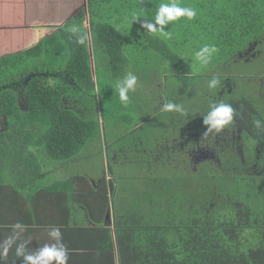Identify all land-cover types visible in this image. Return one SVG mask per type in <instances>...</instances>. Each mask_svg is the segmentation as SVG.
<instances>
[{
	"label": "trees",
	"instance_id": "16d2710c",
	"mask_svg": "<svg viewBox=\"0 0 264 264\" xmlns=\"http://www.w3.org/2000/svg\"><path fill=\"white\" fill-rule=\"evenodd\" d=\"M113 1L86 0L85 6L62 26L49 28L51 34L40 32L36 44L0 58V120L11 119L6 122L2 134L11 131L16 143V147L8 149L4 139L0 138V189L3 186L19 188L21 183L32 182L28 187L41 191L39 185L47 180L48 172L40 169L27 174L28 170H24L30 167L25 164H29L30 151L27 155L18 152L10 156L13 150H25L29 145L44 146L42 156L59 165L84 147L101 141L106 150L108 140L112 150L109 156L110 146L107 148L109 158L112 156L121 162V157L126 160L127 155L126 163L137 162L145 172L152 168L149 174L140 178L147 180V190H144L151 193L147 206L131 204L133 199L118 205L121 206L120 214L117 211L119 250L123 258L129 255L131 264H264L263 93L258 102L255 100L258 107L247 98L229 100L236 110L229 128L238 126L242 136L245 134L248 138L238 141L228 137L226 130L218 134L211 132L202 140V144L213 152L210 161L196 165L188 163L187 151L183 152L181 160L176 158L178 150L168 151V145L163 146L161 142H156L154 153H147L145 148L150 146V137L143 130L148 131L158 112L151 111L152 115H149L147 110L151 103L148 102L142 103L137 111L145 117L130 116L129 112L136 113L130 107L132 101L124 106L113 82L131 71L133 66L138 68L137 75L165 74L164 62L170 74L189 75L190 63L184 57L192 58L194 50L204 44L208 28L197 27L199 17L192 21L182 18L165 26V31L172 28L170 40L147 34L143 28L136 37L128 30L116 27L111 21L113 18L106 16L104 7L112 5L110 8L114 12H120L129 6L127 17L144 12L147 16L154 13L161 0ZM220 1L232 4L228 6L229 11L236 15L233 21L226 18V37L212 40L220 56L224 55L227 60L242 53L249 42L244 36L249 27H252L250 32L257 45L258 41H264V17L260 25H255L264 8V0ZM218 2L180 0L183 5L195 7L200 14ZM73 23L82 25L87 33L88 40L83 46L77 45L66 30ZM232 34L237 37L233 38ZM4 38L11 40L8 36ZM42 61L44 64L40 68ZM215 62L212 61L211 67L216 66ZM11 65L20 66L17 75H13ZM33 67L36 69L32 70ZM22 68L27 69V75L21 72ZM49 80L56 86H48ZM224 88L225 92L217 96L218 99L233 90L230 86ZM109 95L111 107L108 109L103 103H108ZM257 120L262 122L259 128L255 124ZM200 123L199 128L205 129L204 123ZM137 132L142 136H137ZM168 153L175 154V160L166 157ZM153 154L155 159H151ZM4 161L19 164L20 170L6 168ZM109 174L111 181L101 177L99 184L108 182L114 186L111 165ZM70 183L89 184L91 181L86 177L72 178L67 181ZM144 190H139L134 199L142 197ZM124 261L126 257L121 264Z\"/></svg>",
	"mask_w": 264,
	"mask_h": 264
},
{
	"label": "rangeland",
	"instance_id": "374dc122",
	"mask_svg": "<svg viewBox=\"0 0 264 264\" xmlns=\"http://www.w3.org/2000/svg\"><path fill=\"white\" fill-rule=\"evenodd\" d=\"M83 1L84 0H82V3ZM114 2L115 0L113 1V3ZM61 3V8H47L46 6H42L37 10V13L48 15L51 12H54L55 14L57 13V11L58 13L64 12L65 2L62 0ZM231 5H229L228 2H222L219 0L218 3L209 8L206 12H204V14H197V17H199L197 27L205 26V28H208V32L204 35V43H212L213 39H223L226 37V18L230 17V21H233L234 17H236L235 14H232L230 13L231 11H229L228 6ZM110 6L112 7V5ZM110 6L104 7V11L105 13H107L106 16H110L113 18L111 20L112 23L116 24V27L118 26L122 30H128L135 34L136 37H138L137 32L141 29V23L143 22L144 18H138L136 22H133V24H131L128 21L131 20L132 16L127 17L130 14L129 6L125 7L120 12H114L110 8ZM110 13H112V15H109ZM259 16V20L255 22V25L261 24L260 21L264 17V8L260 11ZM104 18L107 19L106 17ZM249 28L250 30H245L244 35L247 39V42H249L243 48L242 53L238 52L236 55L229 57L230 59L228 58L227 60H225L224 55L220 56V54L217 53L213 58V61H216L215 63H217L214 67H211V65H209L206 69L197 70L191 62L192 58L190 56H185L184 59H187V61L189 60L191 73L189 75L178 73L170 74V69L168 68L167 63L164 62L163 65L165 66H163V70L165 71V74L158 71L160 73V79L161 76H166V86L163 84L160 91L161 96H153L154 98H152V96L149 95L151 92L158 90L157 88V90L152 88H155L157 87V85L161 84V81H158V79L152 80L150 78V74L144 75L143 78L141 76L139 77V85L137 87V90L134 93L130 94V103L128 104L130 105L132 101L130 107L132 106L133 109H135L136 113L134 112L135 114H133L132 112H129L130 116L145 117L144 115L137 114L139 106L142 103L150 102L151 106L153 107L155 101H157L158 105L161 97L164 98L165 103L169 101L182 103L189 111L188 117H183L176 113H165L163 111H159L151 121L152 126L149 127L148 131L143 130V132H145V134L150 137L148 139V142H150V146H146L145 148L147 153H154L156 142H161L163 146L168 145V147H166V150L168 151H181L180 153H175L176 158H181V160L184 158L182 155L183 152L187 151V154L190 157V160H187L188 163L193 162L196 165L204 163L206 161H210L212 159L210 153L212 154L213 152L210 151L209 148H206L205 144H202V142H200L210 133L206 135L207 129L205 128L201 130L199 128L202 126L200 121L203 122V116L206 115V113L209 111L210 105L221 100L229 103L230 99H238L241 97L252 100L255 106L258 107L259 104H257L255 100L258 102V97H261V92L263 93L261 100L262 98L264 99V41H258L257 45V41L253 39L255 37H253L252 33L250 32L252 27ZM198 29L200 31V28ZM255 31L259 32V30ZM231 36L233 38L237 37L236 34H232ZM54 44L55 43L53 42V45ZM237 44L238 43H236V45ZM244 51L246 52L245 54L243 53ZM134 53H136V51H134ZM243 54L246 56L244 57ZM43 64L44 61H42L40 68L43 66ZM21 66H23V64ZM19 69V65H11V70L14 73L13 75H17ZM35 69L36 68L34 67L32 68V70ZM147 70H149V68H147ZM26 71L27 69L22 68L21 72L25 73ZM131 71L137 73V66H133ZM152 72L153 70H150V73ZM25 75H27V73H25ZM214 75L220 77L222 83L221 86L217 89L210 90L207 87V82ZM47 85L50 87H55L56 83L52 80H49L47 82ZM224 86L226 88H229L230 86L233 90L230 94H227L218 99L217 96L225 92ZM110 97L111 96L109 95L108 98H106V101L108 100V103H103V105L105 107H108V109L111 107ZM208 98H210L211 100H207ZM152 99H154L155 101H152ZM157 105L155 104V107ZM130 107L128 109H130ZM147 112L150 113L149 115H152L150 108L147 110ZM259 114L261 116L262 112L259 111ZM10 120L5 118H2L0 120V124L1 126H3L2 130H0V138L1 140L4 139L6 148L8 149L16 147V143L14 142V139L11 135V131L7 134H2L4 131V127L6 126V122L8 123ZM154 127H158V129H155ZM189 132H194L192 142L186 141L189 136ZM141 134L142 133L137 132V136H140ZM226 134L233 135V131H226ZM245 136L246 135L244 134L241 139L248 138V136ZM234 138L240 141L239 135H234ZM199 145L201 146L199 147ZM43 147L44 146L35 147L34 145H29L25 150H13V152L10 153V156L18 152H22V154L27 155L28 151H30L32 156L28 157L29 164H25L29 165V168L31 169L28 168L24 170H28L27 174L34 173L35 171L40 169L45 173L48 172L45 176L48 178V176L50 175V180L46 182H49L51 185L60 184V181H69L72 178L84 177H86L90 181L95 180V183L98 184L101 177H104L107 181H111V176L109 174V166L111 165V168L114 171V186H116L115 191L117 192L115 210L120 214L121 206L118 205H120L124 200L127 203V201H129L130 199H133V201H131V204L140 203L144 206H147L149 195H151V193L144 190H147V180L140 178L146 174H149V170L152 168H149L148 172H145L141 165L137 162L135 163L130 160L129 163H126L127 155L126 160H124V157H121V162L112 159V156L109 158L106 155V151L109 147L108 155L110 156L112 151L110 149V141L108 142L107 140L106 150L103 149L105 148V146L101 141L100 144L98 143L97 145L88 146L86 148L84 147V149L80 153L76 152L72 158L65 162H61L59 165H57L58 163H51L50 159L42 156L44 155ZM1 153L2 150H0V157ZM175 154L168 153L166 157H168L170 160H175ZM10 156L8 158H10ZM154 156V154L151 155V159H155ZM142 160L143 158L141 157L140 161L142 162ZM4 163H6V168L12 167L17 171L20 170L19 164L11 165L10 162L7 163L6 161H4ZM53 165L55 169H53ZM176 171L179 172V168H177ZM139 190L142 192L144 190L143 196L134 199L135 194L138 193Z\"/></svg>",
	"mask_w": 264,
	"mask_h": 264
},
{
	"label": "crops",
	"instance_id": "0c3cea01",
	"mask_svg": "<svg viewBox=\"0 0 264 264\" xmlns=\"http://www.w3.org/2000/svg\"><path fill=\"white\" fill-rule=\"evenodd\" d=\"M63 1L64 12L45 15L38 14L37 10L42 6L61 8L62 0H0V58L36 44L40 32L51 34L49 28L62 26L86 4V0L83 3L82 0ZM6 36L11 40H6ZM159 75L157 72L150 75L152 80L161 81L152 88L158 89L149 94L152 98L161 96L163 84L166 86V76L160 79ZM164 103L161 97L158 105L155 101L149 108L152 112H159ZM44 182L39 185L41 191L29 188L32 182L21 183L17 189L7 186L0 189V241L11 233V225L21 222L27 226L22 240L28 241L27 249L34 252L45 243H51L48 230L49 226L55 225L60 227L63 242L70 250L68 264H121L125 257L124 264L132 263L129 255L123 258L119 250L114 186L108 182L98 184L95 180L89 184L60 181V184L51 186ZM0 264L24 262L15 257L13 249L7 257L0 258Z\"/></svg>",
	"mask_w": 264,
	"mask_h": 264
},
{
	"label": "clouds",
	"instance_id": "9594fccd",
	"mask_svg": "<svg viewBox=\"0 0 264 264\" xmlns=\"http://www.w3.org/2000/svg\"><path fill=\"white\" fill-rule=\"evenodd\" d=\"M197 9L193 6H187L180 3V0H161L155 7L154 13L145 15L144 13H134L129 23L133 24L138 18L143 17L141 28L147 31V34H153L165 40L172 39V28L165 31V26L173 25L182 18L192 21L197 17ZM67 32L77 45H85L88 36L82 25L73 23L67 27ZM219 52L214 43H204L194 50L191 62L193 66L199 69H206L213 61V58ZM221 79L218 76H212L207 87L210 90L221 86ZM139 85V76L134 71H128L123 77L113 82V88L118 94L120 102L127 106L130 103V93H134ZM161 111L165 113H176L183 117L189 116L188 109L182 104L173 101L164 103ZM236 110L230 103L217 101L210 105L209 111L203 116V123L207 128V133H220L229 128L234 122ZM256 127H261L262 122L257 120ZM105 150V148H103ZM27 226L21 222L11 225V233L0 241V258L7 257L10 250L14 249L16 258L23 259L24 264H68L70 250L63 242V235L60 227L51 225L48 230V237L51 243H45L36 251L27 249L28 241L22 240V236Z\"/></svg>",
	"mask_w": 264,
	"mask_h": 264
},
{
	"label": "flooded vegetation",
	"instance_id": "af4514ba",
	"mask_svg": "<svg viewBox=\"0 0 264 264\" xmlns=\"http://www.w3.org/2000/svg\"><path fill=\"white\" fill-rule=\"evenodd\" d=\"M244 53H246L245 51H244ZM220 96V95H219ZM227 130L226 131H230V130H232L233 131V135H227L228 137H232V138H234V135H239V137H240V139H241V137H242V131H240L241 129L238 127V126H235V127H233V128H226ZM190 131H192V130H190ZM193 134H194V132H192V133H190L189 132V136H188V138L186 139V141H188V142H192V140H193ZM224 135V134H223ZM200 141V140H199ZM199 141H197V142H199ZM200 142H202V141H200Z\"/></svg>",
	"mask_w": 264,
	"mask_h": 264
}]
</instances>
